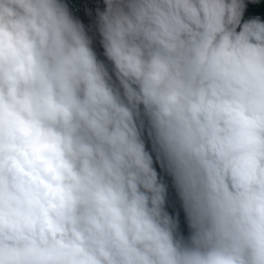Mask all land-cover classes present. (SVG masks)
Here are the masks:
<instances>
[{
    "label": "clouds",
    "instance_id": "obj_1",
    "mask_svg": "<svg viewBox=\"0 0 264 264\" xmlns=\"http://www.w3.org/2000/svg\"><path fill=\"white\" fill-rule=\"evenodd\" d=\"M0 264H264V0H0Z\"/></svg>",
    "mask_w": 264,
    "mask_h": 264
}]
</instances>
